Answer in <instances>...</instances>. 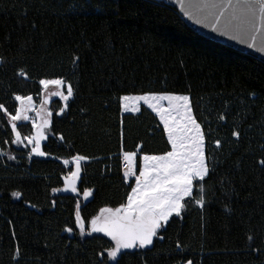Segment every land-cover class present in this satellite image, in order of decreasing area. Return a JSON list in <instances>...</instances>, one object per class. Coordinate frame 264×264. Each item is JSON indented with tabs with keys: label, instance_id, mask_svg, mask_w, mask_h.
Here are the masks:
<instances>
[{
	"label": "trees",
	"instance_id": "16d2710c",
	"mask_svg": "<svg viewBox=\"0 0 264 264\" xmlns=\"http://www.w3.org/2000/svg\"><path fill=\"white\" fill-rule=\"evenodd\" d=\"M31 1L37 11H12L15 0H0V264H97L113 246L104 234L80 235L74 213L77 201L87 220L125 204L135 179L124 177L119 153L137 154V174L141 155L170 151L149 108L122 112L116 101L146 92L190 97L206 140L205 204L187 202L152 245L109 264H264V60L200 34L163 2ZM60 77L74 96L63 113L65 101L52 99L46 155L38 156L11 142L15 96L37 100L39 79ZM17 131L26 137L33 127L19 122ZM76 155L87 161L74 193L63 178L75 165L62 160Z\"/></svg>",
	"mask_w": 264,
	"mask_h": 264
},
{
	"label": "snow or ice",
	"instance_id": "6c2138e0",
	"mask_svg": "<svg viewBox=\"0 0 264 264\" xmlns=\"http://www.w3.org/2000/svg\"><path fill=\"white\" fill-rule=\"evenodd\" d=\"M178 2L184 9L185 16L196 19L197 23L204 22L189 11L192 6L190 3L186 4L185 0H178ZM200 7L213 21L208 26L213 30L221 31L220 25L223 18V34L227 35L234 27L237 31L243 30L252 41L249 44L250 48L257 47L255 43L257 33L264 35V0H206ZM241 42L247 41L241 40ZM258 50L264 52V40ZM77 60L78 57L74 59V62ZM17 74L27 78V73L23 69ZM39 85L47 95L58 96L65 101L64 108L60 109V113H63L68 107L67 101L74 96L72 83L63 77L41 78ZM50 88H55L56 91L49 92ZM15 100L20 102V107L16 108L15 115L10 116L12 132L15 134V139L11 142L20 144L23 143V140H27L28 144L32 145V153L38 156L46 155L41 150V141L46 139L45 132L50 121L44 119L40 124L33 122L34 134L23 137L22 140L15 122L28 120L27 105L31 104L32 97L16 95ZM116 101L122 112H139L141 102L155 112L163 123L171 150L162 155L140 157L144 163L139 168V175H135L134 170L137 154L135 152L123 153L124 176L126 178L134 176L136 181L131 192L127 194L126 204L115 209L101 208L97 215L87 220L82 216L80 202L77 201L74 226L79 229L80 233L85 232L87 225L90 232L104 233L112 241L113 246L98 253L97 264H109V261H117L118 254L122 249L145 248L152 245L158 229L162 228L173 215L180 216L186 208L187 202L192 201L195 205L203 207L205 188L202 182L210 173L206 156L205 133L193 117L188 95L146 92L141 95H120ZM163 101H167V107L161 103ZM44 102L47 103V100ZM0 108H3V105H0ZM47 115L50 117L51 113ZM220 119L223 120L224 116H221ZM232 136L238 139L240 133L233 131ZM60 139L63 140L64 137L61 136ZM215 145L217 148L221 147L222 141L217 139ZM14 158L10 157V159ZM85 159L83 156L76 155L71 160L63 161L65 165H75V169L63 178L64 190L77 192L81 161ZM258 163L261 168H264V159ZM197 183H199L198 189L196 188ZM53 191H59V189H53ZM196 191L200 193L199 198H196L194 194ZM12 195L20 197L21 193L13 192ZM92 195V189H86L83 192L85 200ZM73 230V227L64 229L69 233ZM248 239L253 238L249 236ZM180 247L178 243L177 249L179 250ZM256 251L259 250L256 249ZM17 254H19V249H17ZM179 264H193V261L191 259L181 260Z\"/></svg>",
	"mask_w": 264,
	"mask_h": 264
},
{
	"label": "water",
	"instance_id": "95a60500",
	"mask_svg": "<svg viewBox=\"0 0 264 264\" xmlns=\"http://www.w3.org/2000/svg\"><path fill=\"white\" fill-rule=\"evenodd\" d=\"M157 2H163L169 6H172L176 9V11L183 17L184 21L193 29H195L200 34H203L207 37H210L212 39H215L223 44L230 45L238 50H241L246 53H250L252 55L257 56L258 58L264 60V52H260L259 46L261 45L262 40H264V35H261L260 33H257L256 38V48H250L249 44L252 43V41L249 39V36L243 31L239 30L237 31L235 27L229 31L227 35L223 34V18L222 23L220 25L221 31L213 30L212 27L208 26L213 21L211 20V17H207L206 11L200 7L203 3L206 2V0H185V3H190L192 6L189 8V11L193 14V16L203 20V23H197L196 19L190 18L189 16L184 15V9L181 8L180 3L178 0H154ZM235 23V22H234ZM239 38H234V37ZM241 40H245L247 42L242 43Z\"/></svg>",
	"mask_w": 264,
	"mask_h": 264
},
{
	"label": "rangeland",
	"instance_id": "374dc122",
	"mask_svg": "<svg viewBox=\"0 0 264 264\" xmlns=\"http://www.w3.org/2000/svg\"><path fill=\"white\" fill-rule=\"evenodd\" d=\"M24 8V10H28V11H37V4L34 2V1H31V0H15V4L14 6L12 5V7L10 8L12 11H20ZM49 92H54L56 91L55 88H50L48 90ZM66 92V90H65ZM170 94V93H169ZM175 95H181V94H175ZM183 95V94H182ZM185 95V94H184ZM54 98H59L58 96H49L47 95V93L45 92L44 89L41 90V94L39 95L38 99H34L32 98V102L30 105H27V116H28V120H20V121H16V125L17 123L19 122H29L31 125H33V122L37 123V124H40L42 122V120L44 119H48L50 120V117L47 115L48 113H51V110H50V104H51V101L52 99ZM47 100V103H45L44 101ZM61 100V99H60ZM61 102H64L63 100H61ZM165 107L168 106L167 104V101H164V102H161ZM18 104H19V107H20V102L18 101ZM143 105V102H141L140 106ZM147 107V106H146ZM148 108V107H147ZM150 109V108H149ZM151 110V109H150ZM152 111V110H151ZM153 112V111H152ZM158 120L160 121V118L159 116L153 112ZM11 125H12V122H10ZM161 125L163 126V123L160 121ZM49 125V124H48ZM47 129H48V126H47ZM33 134H34V129H33ZM32 134V135H33ZM47 134V130L45 132V136ZM31 136V135H30ZM167 136V135H166ZM21 139L23 140V137H21ZM43 141V140H42ZM41 141V143H42ZM20 144H23V145H26L27 147H29L30 149V152L32 153V145L28 144L27 140H23V143H20ZM20 144H17V145H20ZM171 150V149H170ZM34 154V153H32ZM159 155H162V154H159ZM67 160H71L70 159H67ZM64 160H62V163H63ZM87 159L81 161V163L83 162H86ZM144 163V162H143ZM64 164V163H63ZM65 165V164H64ZM72 164H69V165H65L66 167H70ZM143 165V164H142ZM99 213V212H98ZM78 233L82 236H85V235H93V234H104V233H95V232H90L88 230V226L86 225V230L83 234L80 233L79 229H78ZM157 236H155L153 238V240L156 238ZM148 247V246H147ZM138 249H143V248H132V249H122L121 252L123 251H127V250H138ZM119 255V254H118ZM110 263H114V261H109Z\"/></svg>",
	"mask_w": 264,
	"mask_h": 264
},
{
	"label": "built area",
	"instance_id": "2783aa9c",
	"mask_svg": "<svg viewBox=\"0 0 264 264\" xmlns=\"http://www.w3.org/2000/svg\"><path fill=\"white\" fill-rule=\"evenodd\" d=\"M123 153L124 152L119 153L118 158H119V163H120V166H121V170L123 171V175H124V172H125V162H124V158H123ZM135 175H136V171H135ZM131 178H135V177L134 176H130V177H127L126 179H131Z\"/></svg>",
	"mask_w": 264,
	"mask_h": 264
},
{
	"label": "crops",
	"instance_id": "0c3cea01",
	"mask_svg": "<svg viewBox=\"0 0 264 264\" xmlns=\"http://www.w3.org/2000/svg\"><path fill=\"white\" fill-rule=\"evenodd\" d=\"M158 94H163V93H158ZM164 102V101H163ZM144 106H147V105H145V104H143ZM133 113H135V112H133ZM142 156H144V155H141V157ZM142 164H143V161L141 160V164H140V166H142ZM136 175H139V172L136 174ZM135 179V178H134ZM135 184H136V181H134V185H133V187L135 186ZM131 192V191H130ZM127 203V199H126V202H125V204ZM159 230V229H158Z\"/></svg>",
	"mask_w": 264,
	"mask_h": 264
}]
</instances>
